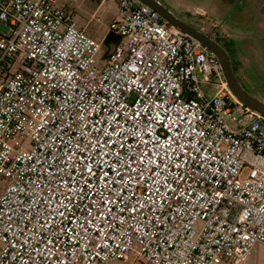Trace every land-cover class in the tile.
<instances>
[{
	"label": "built area",
	"instance_id": "2783aa9c",
	"mask_svg": "<svg viewBox=\"0 0 264 264\" xmlns=\"http://www.w3.org/2000/svg\"><path fill=\"white\" fill-rule=\"evenodd\" d=\"M57 1L0 0V264H246L264 117L138 0H93L118 16L101 66Z\"/></svg>",
	"mask_w": 264,
	"mask_h": 264
},
{
	"label": "rangeland",
	"instance_id": "374dc122",
	"mask_svg": "<svg viewBox=\"0 0 264 264\" xmlns=\"http://www.w3.org/2000/svg\"><path fill=\"white\" fill-rule=\"evenodd\" d=\"M173 15L186 21L190 26L198 29H215L217 34L226 39H233V46L228 50V57L233 74L244 92L252 98L264 102V0H158ZM57 7L67 12L73 18L78 29L84 34L101 42L108 33V25L116 19L117 11L112 2L96 6L93 0H58ZM249 7L252 19L247 26L226 25L221 22L231 10L240 6ZM91 17L99 18L96 22ZM0 32L5 28L0 25ZM224 40V39H223ZM111 46H103L96 56L99 66ZM236 116L239 112L234 111ZM4 187V180L0 178V193ZM132 255H130L129 260ZM142 263V262H141ZM136 264H140L137 262ZM143 264V263H142Z\"/></svg>",
	"mask_w": 264,
	"mask_h": 264
},
{
	"label": "water",
	"instance_id": "95a60500",
	"mask_svg": "<svg viewBox=\"0 0 264 264\" xmlns=\"http://www.w3.org/2000/svg\"><path fill=\"white\" fill-rule=\"evenodd\" d=\"M138 1L156 12L169 26L175 28L181 33L191 36L193 39L205 46L213 54L214 61L219 64L224 81L234 98L243 107H246L250 111L258 113L264 117V102L250 97L243 91L231 71L226 53L218 45L213 43L209 38L202 35L199 31L181 22L157 0Z\"/></svg>",
	"mask_w": 264,
	"mask_h": 264
},
{
	"label": "flooded vegetation",
	"instance_id": "af4514ba",
	"mask_svg": "<svg viewBox=\"0 0 264 264\" xmlns=\"http://www.w3.org/2000/svg\"><path fill=\"white\" fill-rule=\"evenodd\" d=\"M228 3H229V1H228ZM251 14H252V12L250 11L249 7L243 6V4L241 3L240 6L234 7L231 10V12L229 14H227L225 16V18H223L221 20V22L223 24H226V25H234V26H241V25H243V26H247L246 24H250V22H251V19H252V15ZM177 19H179L181 22H183L184 24L188 25L189 27L195 29L194 27L190 26L186 21H184V20H182L180 18H177ZM200 29H201V27H198V29H195V30L199 31L202 35H204L205 37L209 38L213 43H215L216 45H218L226 53V55L228 57V50L230 51L231 48H232L231 46H233V39H230V40L228 38L226 39V37L228 36V34H225L224 38H221L217 34L216 30L215 29H212V28H210V29H203L202 28L201 30ZM261 52H262V54L264 53V44L261 46ZM228 60H229V57H228ZM229 65H230V61H229ZM230 68H231V71L233 73V70H232L231 65H230Z\"/></svg>",
	"mask_w": 264,
	"mask_h": 264
},
{
	"label": "crops",
	"instance_id": "0c3cea01",
	"mask_svg": "<svg viewBox=\"0 0 264 264\" xmlns=\"http://www.w3.org/2000/svg\"><path fill=\"white\" fill-rule=\"evenodd\" d=\"M129 258H130V255L128 256L126 261L116 262L115 264H136L137 262H140V261L135 260L134 255H132L130 260ZM140 264L142 263L140 262ZM246 264H264V246L260 244H255L252 247L249 255L247 256Z\"/></svg>",
	"mask_w": 264,
	"mask_h": 264
},
{
	"label": "trees",
	"instance_id": "16d2710c",
	"mask_svg": "<svg viewBox=\"0 0 264 264\" xmlns=\"http://www.w3.org/2000/svg\"><path fill=\"white\" fill-rule=\"evenodd\" d=\"M117 42H118V38L114 37L110 33H107L104 36V38H103L101 43H102L103 46H109L110 45L111 48H112L113 46H115L117 44Z\"/></svg>",
	"mask_w": 264,
	"mask_h": 264
}]
</instances>
